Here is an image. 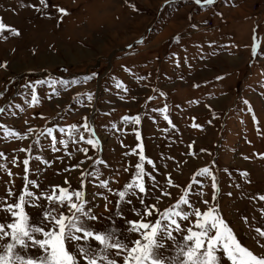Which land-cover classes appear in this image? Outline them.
I'll use <instances>...</instances> for the list:
<instances>
[{"label": "rangeland", "instance_id": "1", "mask_svg": "<svg viewBox=\"0 0 264 264\" xmlns=\"http://www.w3.org/2000/svg\"><path fill=\"white\" fill-rule=\"evenodd\" d=\"M46 5L0 0V21L19 32L0 31V64L7 62L0 67V219L10 217L4 205L19 202L25 188L35 197L40 191L58 196L65 187L85 191L100 217L95 227L115 229L121 241L144 244L141 233H150L157 220L165 226L177 219L183 231L173 235L180 242L189 228L200 230L197 221L210 220L204 215L209 212L264 256L256 242L264 243L256 231H264V0H46ZM92 72L97 75L85 80ZM90 138L100 146L89 145ZM92 171L96 175L81 186L80 173ZM181 197L189 204L178 205ZM36 203L43 208L25 205L35 225L44 208H61L44 196ZM117 208L122 217L115 216ZM67 209L65 203V214ZM125 218L150 227L130 233L133 225ZM157 234L162 236L159 227ZM164 243L159 258L184 259L172 241ZM27 253L37 257L41 250Z\"/></svg>", "mask_w": 264, "mask_h": 264}, {"label": "snow or ice", "instance_id": "2", "mask_svg": "<svg viewBox=\"0 0 264 264\" xmlns=\"http://www.w3.org/2000/svg\"><path fill=\"white\" fill-rule=\"evenodd\" d=\"M196 4H200L201 0H195ZM42 5H46V0H40ZM205 3H214V0H205ZM61 14H67V10L63 7L58 8ZM8 29L11 33L18 35L19 32L15 28L0 21V31ZM7 62L0 64V67H6ZM97 73L92 72L85 80L95 77ZM35 84H40L42 81H35ZM27 87V86H25ZM163 95V93H161ZM2 95V94H0ZM33 99L35 95L33 94ZM89 99H92L91 93ZM247 103V101H245ZM251 110V109H249ZM3 111V109H0ZM136 123H139V117L134 118ZM255 119V117H253ZM88 118L85 117V128H88ZM75 127V126H73ZM90 130V129H89ZM31 131V129H29ZM63 131V129H61ZM49 135L52 133V128H48ZM94 135V134H93ZM83 137H81L82 139ZM139 139V134H137ZM87 143L93 147L98 148L100 141L98 139H88ZM55 139L53 141V150L55 151ZM140 147V145H137ZM88 151L87 148L84 149ZM201 151H204L201 149ZM141 160L144 159V153H140ZM24 170L28 171L29 160H23ZM74 167H79L74 165ZM137 168L140 165L137 164ZM202 173H209L208 168L201 170ZM95 171L90 173H80V185L83 186L88 176H95ZM155 180V177H152ZM212 188H216V177H212ZM170 182V181H169ZM36 185L39 189V184L35 179L30 182ZM67 183V180H65ZM102 185H107V181H101ZM155 187V185H153ZM139 192L144 193L145 187L143 184L139 185ZM168 195V193H163ZM99 195V194H97ZM121 199L124 198L125 193H119ZM213 197L215 193L212 194ZM231 195V193H229ZM40 196H44L48 201H58L61 208H44L43 218L39 225L31 224L29 216L26 214L25 205L30 201L33 206L43 208L42 204L36 203ZM26 197L28 199H26ZM34 198V199H33ZM107 200V197H104ZM159 199V197H157ZM264 200V195L260 196ZM140 205L144 211L151 215L148 206L145 205L144 199H140ZM67 203V214L62 210V206ZM131 203V200L128 201ZM207 204V200L204 201ZM188 205L189 201L181 197L178 205ZM90 202L86 199V192L82 190L69 191L68 188L60 187L59 195H46L45 192L40 191L35 195L25 188L24 193L19 195V202L13 200L11 203L4 205V212L10 213L0 219V264H118L117 258L121 257L123 253V264H130L129 258L134 260L135 264H145L150 261V264H165V260L171 259L172 264H264V256H258L253 253L248 247L244 246L240 240L237 239L233 229L225 222L224 219L217 216H211L209 212L204 213L206 219L203 224L197 221L200 225L199 231H192L188 229L189 235L183 237V241L178 242L173 232L182 233L181 224L177 219H171L170 223L165 226H160V221H156V226L152 227V231H144L141 233L146 243L141 244L140 239L129 240L127 242L121 241L115 234V229L111 231H101L95 227L99 222L100 217L92 211ZM107 210L108 205L105 204ZM132 211L140 216V212L133 206ZM176 217L181 216V212L173 214ZM116 217H122V213L117 208L115 211ZM196 216H200V212L196 211ZM188 212L183 213V219L187 220ZM10 218L12 222H7ZM127 224L133 225L128 229L130 233L139 231L140 228L148 229L150 225L143 223L142 220L130 221L125 218ZM157 227L160 228L162 236L158 237ZM10 230V231H9ZM259 236L264 237V231L256 229ZM214 233V234H212ZM43 238H40V237ZM9 237L7 241L5 238ZM165 240L172 241L175 246L177 255H182L184 259L177 261L175 258L163 257L159 258L158 250L166 248ZM98 242V245L93 243ZM193 242L189 244L188 242ZM261 248H264V243H260ZM129 244L135 246L129 248ZM29 248H39L41 254L37 257L28 255ZM186 248V250H185ZM156 257V258H154ZM221 257H226V261H222Z\"/></svg>", "mask_w": 264, "mask_h": 264}, {"label": "bare ground", "instance_id": "3", "mask_svg": "<svg viewBox=\"0 0 264 264\" xmlns=\"http://www.w3.org/2000/svg\"><path fill=\"white\" fill-rule=\"evenodd\" d=\"M21 66V65H20ZM19 65L17 66L18 68L20 67Z\"/></svg>", "mask_w": 264, "mask_h": 264}]
</instances>
